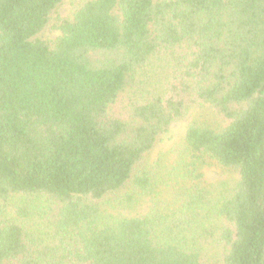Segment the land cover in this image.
I'll list each match as a JSON object with an SVG mask.
<instances>
[{
  "label": "trees",
  "instance_id": "obj_1",
  "mask_svg": "<svg viewBox=\"0 0 264 264\" xmlns=\"http://www.w3.org/2000/svg\"><path fill=\"white\" fill-rule=\"evenodd\" d=\"M63 1L0 0V264H264V0Z\"/></svg>",
  "mask_w": 264,
  "mask_h": 264
},
{
  "label": "rangeland",
  "instance_id": "obj_2",
  "mask_svg": "<svg viewBox=\"0 0 264 264\" xmlns=\"http://www.w3.org/2000/svg\"><path fill=\"white\" fill-rule=\"evenodd\" d=\"M87 0H64L59 8V14L62 18L69 17L72 12ZM58 35L56 30L51 28L43 31L38 37L42 40H51ZM194 120L199 122H207L211 125L225 126L223 120L214 116L211 110L207 106H200L198 104L192 105L187 108L183 117L177 122L173 123L168 133L162 136L154 149L146 158V163L149 166H154V163L162 155H165L167 161L172 162L177 158V155L173 153V150L179 149L182 146V136L185 128L189 123ZM204 179L208 185L226 181L229 178V174L217 166H211L203 169ZM142 209H140L141 211ZM145 211V210H144ZM143 211V212H144Z\"/></svg>",
  "mask_w": 264,
  "mask_h": 264
}]
</instances>
